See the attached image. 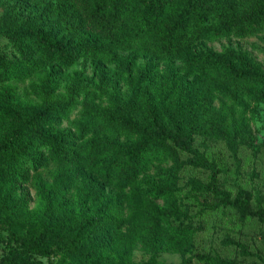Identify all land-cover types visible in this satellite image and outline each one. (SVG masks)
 I'll return each instance as SVG.
<instances>
[{
	"label": "trees",
	"instance_id": "1",
	"mask_svg": "<svg viewBox=\"0 0 264 264\" xmlns=\"http://www.w3.org/2000/svg\"><path fill=\"white\" fill-rule=\"evenodd\" d=\"M27 1L41 6L43 20L50 23L22 20L12 8L4 11L0 35L16 44L19 59L6 60L0 52V81L24 82L45 63L64 68L89 58L124 68L134 90L124 101L115 99L113 107L100 108L87 101L96 110L81 131L95 129L103 135L79 140L74 147L62 144L60 133L44 127L58 108L46 104L27 112L4 109L8 118L0 126V214L7 228L12 225L9 237L15 247L0 264H52L48 259L55 248L67 256L61 264H92L112 251L126 258L138 244L147 253L183 250L200 228L175 204L178 173L185 168L207 175L204 190L213 200L209 208H229L239 218L264 225V205L254 202L238 184L230 191L220 178L221 169L195 143L197 136L222 142L236 164L241 160L239 150L264 162L258 155L264 146L251 141L242 114L215 112L213 104L222 101L227 91L236 98L247 95L264 102V73L243 53L200 55L190 46L264 30V0ZM121 51L179 58L185 62V73L168 65L157 77L150 64L137 71ZM74 89L72 85L69 91ZM43 149L60 164L58 186L41 212L47 224L23 226L25 207L16 182L41 160ZM164 161L172 163L165 183L142 189L137 182L140 175ZM100 180L113 181L119 195L106 196ZM68 189L81 203H90L91 213L63 201ZM225 243L233 247L234 255L201 254L204 264H264V252L249 242ZM34 256L46 257L47 262Z\"/></svg>",
	"mask_w": 264,
	"mask_h": 264
},
{
	"label": "rangeland",
	"instance_id": "2",
	"mask_svg": "<svg viewBox=\"0 0 264 264\" xmlns=\"http://www.w3.org/2000/svg\"><path fill=\"white\" fill-rule=\"evenodd\" d=\"M7 8H12L14 14L22 20H28L35 24L41 23L44 26L50 23V19L43 20L41 6L33 2L0 0V16ZM190 46L194 53L200 55L224 54L229 50L243 53L264 73V30L250 36L229 35L213 40H200ZM0 52L5 54L6 60L10 58L18 61L19 59L16 44L1 35ZM120 53L125 59L132 60L137 71L150 64L156 69L157 77L163 75L168 65H172L179 74L185 73V62L179 58H151L131 51H121ZM72 85L75 89L71 92L69 89ZM133 90L134 84L127 80L125 69L114 64H106L89 58H81L73 65L64 68L56 63H45L43 67L29 75L24 82H18L12 78L0 81V126L6 123L8 118L4 113L5 108H20L27 112L28 109H37L48 104L58 109L53 117L44 124V127L51 132L60 133L62 144L74 147L79 140L98 134L103 135L95 129L81 131L87 129L86 120L96 110V107L90 106L87 101L100 108L113 107L115 99L124 101L132 95ZM220 92H216V96ZM222 98V101L217 99L214 101L215 112L222 114L224 110H227L241 113L249 138L253 143L263 147L264 102L247 95L242 96V99L241 97L236 98L230 91L225 92ZM223 103H226L227 106L221 109L220 105L223 106ZM158 111L162 115V112ZM183 115L187 121L185 113ZM119 139L123 140V137H119ZM195 143L208 160L221 169L220 178L230 191L234 192L235 184H238L248 191L254 202L264 205V162H257L249 154L250 151L239 150L241 160L239 164H236L226 152L222 142L197 136ZM40 154L41 160L34 168L30 167L28 173H23L22 180L16 182L17 194L25 207L22 212V221L19 220L23 226L32 223L34 226L43 227L47 224V220L41 212L58 186L60 164L52 161L44 149ZM258 155L264 157V152L262 151ZM171 165L170 161H164L158 166L151 167L137 179L139 186L145 191L161 186L169 175ZM178 175L180 190L176 194L175 204L191 217L194 225L200 226L192 243L178 252L160 250L155 253L145 252L141 248V244H138L126 258H122L117 251H112L102 260L92 264H204L200 257L201 254L220 252L225 256H233V247L225 243L229 239L249 242L253 248L261 249L264 252V225L255 223L249 218H239L229 208H209L213 200L204 190L207 175L201 171L185 168ZM95 179L97 178L95 177ZM100 183L106 196L114 198L119 195V189L113 184V181L100 180ZM75 189L76 187H74ZM62 198L69 207L82 213H91L90 203L87 201L81 203L75 193L73 194V190H66ZM156 201L160 206L165 205L162 199ZM12 231V225L7 228L5 218L0 214V259L15 247L13 239L9 237V232ZM52 245L56 247V240L52 241ZM35 257L47 262L46 257ZM65 258L67 256L55 248V252L49 256L48 260L52 264H61Z\"/></svg>",
	"mask_w": 264,
	"mask_h": 264
}]
</instances>
